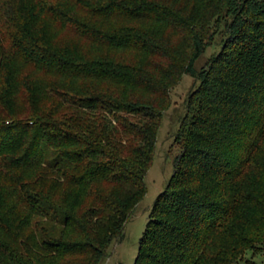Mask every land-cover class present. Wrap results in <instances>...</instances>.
Wrapping results in <instances>:
<instances>
[{"label":"trees","instance_id":"obj_1","mask_svg":"<svg viewBox=\"0 0 264 264\" xmlns=\"http://www.w3.org/2000/svg\"><path fill=\"white\" fill-rule=\"evenodd\" d=\"M184 76L198 84L133 264H256L264 0H0V264H100Z\"/></svg>","mask_w":264,"mask_h":264},{"label":"rangeland","instance_id":"obj_2","mask_svg":"<svg viewBox=\"0 0 264 264\" xmlns=\"http://www.w3.org/2000/svg\"><path fill=\"white\" fill-rule=\"evenodd\" d=\"M219 44L208 48L195 64L200 69L219 51ZM198 82L188 76L182 77L169 94V107L159 120L154 158L145 175L146 194L137 204L125 225L122 238H117L109 247L100 264H133L142 233L148 224L150 212L157 196L164 190L173 173V161L179 154L177 133L186 115V101ZM245 257L251 258L247 252ZM256 264H264V251L253 256Z\"/></svg>","mask_w":264,"mask_h":264}]
</instances>
